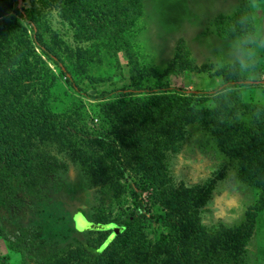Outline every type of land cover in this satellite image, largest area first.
Instances as JSON below:
<instances>
[{
    "label": "trees",
    "instance_id": "16d2710c",
    "mask_svg": "<svg viewBox=\"0 0 264 264\" xmlns=\"http://www.w3.org/2000/svg\"><path fill=\"white\" fill-rule=\"evenodd\" d=\"M26 1L22 0L18 7V16L0 9L1 191L9 199L15 198V180L21 187L20 199L40 196L43 186L72 163L89 187H99L105 202L122 208L129 201V189L135 197L134 206L127 208L128 219L120 221L104 212L93 218L94 222L126 223L124 230L112 239L111 230H103L110 232L97 246L76 237L75 247L54 254L52 259L56 260L52 264H214V260L221 264L222 260H217L230 250L240 256L243 251L238 247L245 229L222 227L212 233L206 230L198 208L208 189L174 186L163 158L165 151L175 148L181 139L184 124L211 123L221 149L241 160L246 182L257 184L263 199L264 103H247L237 93L220 90L214 95L217 105L204 107L198 96L209 93L196 91L186 95L182 89L160 81L89 94L78 85L73 73L69 74L62 59L42 43L39 4L37 0H29L28 4ZM54 1L61 15L75 26L78 38H103L117 49L130 48L126 34L142 14L141 0ZM5 4L0 0V8ZM183 55L187 57L186 53ZM83 56L79 55L74 65L86 69L88 64L80 58ZM44 57L59 67L75 91L102 100L93 117L77 114L74 109L71 115L50 110L46 98L49 84L59 77ZM135 67L131 74L139 76ZM115 95L120 100L113 99ZM248 111L251 117L245 118ZM72 117L79 123L75 119L72 122ZM87 119L99 121L100 127L90 132L84 122ZM108 133H114L118 142L116 145L111 141L110 152L102 156V141ZM113 151L115 158L116 153H126L127 157L116 161V168ZM101 164L114 180L105 176ZM126 174L135 180L128 182L124 179ZM137 188L150 191L151 204L158 203L164 210L157 216L163 217L165 231L154 243L141 233L142 219L152 205L136 193ZM20 199L17 197L18 202ZM18 233L30 247L44 241L38 225L21 226Z\"/></svg>",
    "mask_w": 264,
    "mask_h": 264
},
{
    "label": "rangeland",
    "instance_id": "374dc122",
    "mask_svg": "<svg viewBox=\"0 0 264 264\" xmlns=\"http://www.w3.org/2000/svg\"><path fill=\"white\" fill-rule=\"evenodd\" d=\"M4 2L7 4L0 9L18 16L22 0ZM28 3L29 0L25 2ZM37 3L42 43L62 59L69 74L72 72L78 85L89 94L160 81L182 89L186 95L196 91L209 93L198 96L204 107L217 105L214 95L220 90L237 93L247 103H264V48L257 49V57L247 69L239 66L238 53L233 48L244 33H264V0H141L142 14L126 34L130 41L128 50L117 49L103 38H78L75 26L61 15L54 0H37ZM26 28L30 31L28 25ZM82 54L80 58L88 64L86 69L74 65ZM45 60L59 77L57 82L49 84L46 98L50 110L71 115L74 109L77 114L93 117L102 100L75 91L64 80L59 67L47 57ZM135 65L139 76L131 74ZM232 79H237V83ZM113 99L120 100L117 95ZM244 117L250 118L251 113L246 112ZM84 122L90 132L100 127L99 121ZM211 126L200 121L184 124V133L175 148L163 152L168 175L174 186L208 189L205 201L198 208L200 222L206 230L212 233L222 227L245 229L238 247L243 253L236 256L230 250L217 260L219 263L222 260L221 264H264L262 191L257 184L246 182L241 160L221 149ZM116 137L114 133L106 135L100 150L102 156L110 152L111 141L117 145ZM126 158V153H116L115 168L116 161ZM103 166L100 168L105 176L111 178L112 173L106 174L109 169ZM125 176L128 182L135 180L133 175ZM14 185L16 197L12 199L0 189V264H52L56 260L52 259L54 254L75 247L76 237L92 246L100 245L110 231L89 230L87 220L93 221L103 212L120 221L126 220L127 208L135 204L130 189L129 201L122 208L105 202L99 187H89L72 163L43 186L40 196L20 199L21 187L15 180ZM136 193L147 205H152L142 219L141 233L154 243L165 231L163 217L157 216L164 210L158 203L151 204L150 191L137 188ZM29 225L41 228L40 237L44 241L37 247L25 245L18 233L21 226Z\"/></svg>",
    "mask_w": 264,
    "mask_h": 264
},
{
    "label": "clouds",
    "instance_id": "9594fccd",
    "mask_svg": "<svg viewBox=\"0 0 264 264\" xmlns=\"http://www.w3.org/2000/svg\"><path fill=\"white\" fill-rule=\"evenodd\" d=\"M238 53V63L242 69H247L257 57V49L264 48V33H244L233 44Z\"/></svg>",
    "mask_w": 264,
    "mask_h": 264
},
{
    "label": "water",
    "instance_id": "95a60500",
    "mask_svg": "<svg viewBox=\"0 0 264 264\" xmlns=\"http://www.w3.org/2000/svg\"><path fill=\"white\" fill-rule=\"evenodd\" d=\"M88 225L87 227L89 228V230H111L110 234H109V239H112L116 234L120 233L122 230L125 229L126 227V223H124L123 225H118L115 222H94V221H89L87 220Z\"/></svg>",
    "mask_w": 264,
    "mask_h": 264
}]
</instances>
